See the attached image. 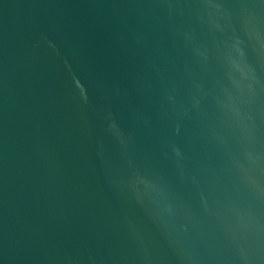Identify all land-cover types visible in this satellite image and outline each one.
Returning <instances> with one entry per match:
<instances>
[{"label": "water", "instance_id": "1", "mask_svg": "<svg viewBox=\"0 0 264 264\" xmlns=\"http://www.w3.org/2000/svg\"><path fill=\"white\" fill-rule=\"evenodd\" d=\"M0 264H264V0H0Z\"/></svg>", "mask_w": 264, "mask_h": 264}]
</instances>
